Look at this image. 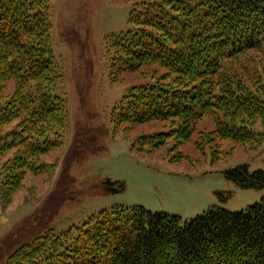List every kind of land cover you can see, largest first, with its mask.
Here are the masks:
<instances>
[{
  "label": "trees",
  "instance_id": "obj_1",
  "mask_svg": "<svg viewBox=\"0 0 264 264\" xmlns=\"http://www.w3.org/2000/svg\"><path fill=\"white\" fill-rule=\"evenodd\" d=\"M49 0H0V202L7 206L28 174H54L42 156L63 144L69 99L51 46ZM111 74L138 72L115 104L124 128L164 122L138 137V151L178 147L198 124L206 142L252 149L264 143V0H141L129 28L107 38ZM10 81L13 84L10 85ZM261 124V128L258 127ZM200 142H197L200 148ZM238 187L264 188V169L225 171ZM121 191L124 183L108 180ZM232 192H229L231 196ZM5 264H264V195L232 211L213 205L190 219L143 205H114L79 224L48 229L13 250Z\"/></svg>",
  "mask_w": 264,
  "mask_h": 264
},
{
  "label": "rangeland",
  "instance_id": "obj_2",
  "mask_svg": "<svg viewBox=\"0 0 264 264\" xmlns=\"http://www.w3.org/2000/svg\"><path fill=\"white\" fill-rule=\"evenodd\" d=\"M49 3L51 46L61 66L69 120L62 146L41 158L57 163L55 173L28 172L10 204L0 202V264L34 236L51 228L66 230L114 205H143L190 219L213 205L238 211L261 200L264 188L238 187L225 171L240 164H248L251 171L264 169V143L252 149L220 142L219 158L214 159L216 142H206L200 135L214 127L205 118L192 139L178 147L189 160L172 163L166 159V145L152 153H147V146L138 151V137L165 129L164 122L128 129L113 122L115 104L146 78L140 70L114 79L107 38L129 28L130 12L141 0ZM108 180L123 182L124 189L106 190L113 187Z\"/></svg>",
  "mask_w": 264,
  "mask_h": 264
}]
</instances>
